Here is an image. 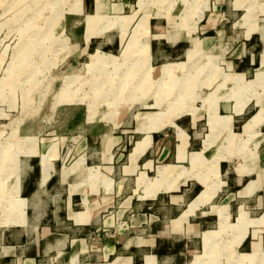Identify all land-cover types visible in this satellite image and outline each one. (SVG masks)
I'll use <instances>...</instances> for the list:
<instances>
[{
  "label": "crops",
  "instance_id": "obj_1",
  "mask_svg": "<svg viewBox=\"0 0 264 264\" xmlns=\"http://www.w3.org/2000/svg\"><path fill=\"white\" fill-rule=\"evenodd\" d=\"M173 1L184 28L172 14H124L130 0H82L96 16L83 49L113 54L102 21L146 17L143 66L159 77L215 53L189 103L153 97L101 120L89 109L41 132L0 105V264H207L214 250L264 264V0Z\"/></svg>",
  "mask_w": 264,
  "mask_h": 264
},
{
  "label": "rangeland",
  "instance_id": "obj_2",
  "mask_svg": "<svg viewBox=\"0 0 264 264\" xmlns=\"http://www.w3.org/2000/svg\"><path fill=\"white\" fill-rule=\"evenodd\" d=\"M81 1L0 0V105L10 108L11 117L18 122L28 119L35 132L47 126L50 130L56 126L64 129L77 123L85 110L96 112V119L101 120L113 111L142 110V105L151 103L153 97H157L154 105L170 110L191 101L188 87L192 79L197 89L206 86L200 81L207 76L205 64L212 58L215 61V53L200 52L196 55L198 65L188 68L187 74L180 72L171 77H159L143 66L150 59L147 37L141 40L146 36V17L139 23L136 16L123 21L115 17L104 19L102 25L107 27L109 36H105L111 45L102 46H112L111 53L115 55L98 50L93 53V48L85 51L84 27L87 24V40L96 16L85 19L79 13ZM129 5L124 14H172L173 18L167 20L178 28H184L187 22L174 17L181 10L177 1L158 0L137 7L136 0H130ZM119 28L123 31L120 47ZM192 55L189 53L190 58ZM125 62L127 67L115 66ZM212 74L215 78L216 73ZM113 116L118 118L119 114ZM8 131L3 130L0 141L8 138ZM225 254L222 257L214 250L207 264H232V257Z\"/></svg>",
  "mask_w": 264,
  "mask_h": 264
},
{
  "label": "bare ground",
  "instance_id": "obj_3",
  "mask_svg": "<svg viewBox=\"0 0 264 264\" xmlns=\"http://www.w3.org/2000/svg\"><path fill=\"white\" fill-rule=\"evenodd\" d=\"M141 1H142V0H141ZM86 34H87V33H86ZM88 34H89V33H88ZM108 58H109V57H108ZM108 58H107V60H109ZM148 60H149V59H148ZM113 94H114V93H113ZM113 97L115 98V96H113ZM110 98H111V97H110ZM133 101H134V100H133ZM3 212L6 213V216L8 215V214H7L8 212H6L5 210H4Z\"/></svg>",
  "mask_w": 264,
  "mask_h": 264
}]
</instances>
